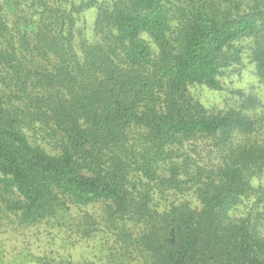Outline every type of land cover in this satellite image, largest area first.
Wrapping results in <instances>:
<instances>
[{"label":"trees","instance_id":"trees-1","mask_svg":"<svg viewBox=\"0 0 264 264\" xmlns=\"http://www.w3.org/2000/svg\"><path fill=\"white\" fill-rule=\"evenodd\" d=\"M245 69L264 0H0V217L74 239L19 263L264 264V102L191 90Z\"/></svg>","mask_w":264,"mask_h":264},{"label":"rangeland","instance_id":"rangeland-1","mask_svg":"<svg viewBox=\"0 0 264 264\" xmlns=\"http://www.w3.org/2000/svg\"><path fill=\"white\" fill-rule=\"evenodd\" d=\"M91 10L85 13L82 22L87 24L92 22L94 10ZM223 84L225 90L220 92L201 86L191 87V90L199 100L210 108H223L227 102L231 101L241 102V98L239 99L237 95L238 91H241L239 94L243 93L244 96L254 95L264 102V83L259 82L249 69L241 71L238 76L224 78ZM230 91H234V95ZM86 209L90 210V207ZM71 240L73 241L74 239L68 241L67 239H61V236H55L52 229L47 228L45 225L35 230L34 228L20 226L14 220L10 221L2 216L0 217V264H21L19 260L27 252L44 254L47 251L48 256H63L65 251L68 250V248L65 249V245L68 242H72ZM94 255L95 253L91 251L90 243L77 244V258L95 260Z\"/></svg>","mask_w":264,"mask_h":264}]
</instances>
